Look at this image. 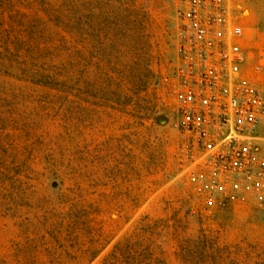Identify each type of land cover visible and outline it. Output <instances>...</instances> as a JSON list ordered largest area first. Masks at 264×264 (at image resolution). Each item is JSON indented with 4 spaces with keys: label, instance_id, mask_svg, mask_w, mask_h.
<instances>
[{
    "label": "rangeland",
    "instance_id": "rangeland-1",
    "mask_svg": "<svg viewBox=\"0 0 264 264\" xmlns=\"http://www.w3.org/2000/svg\"><path fill=\"white\" fill-rule=\"evenodd\" d=\"M226 1L264 84V0ZM179 4L0 0V264H264V201L180 155Z\"/></svg>",
    "mask_w": 264,
    "mask_h": 264
},
{
    "label": "built area",
    "instance_id": "built-area-1",
    "mask_svg": "<svg viewBox=\"0 0 264 264\" xmlns=\"http://www.w3.org/2000/svg\"><path fill=\"white\" fill-rule=\"evenodd\" d=\"M178 14L172 96L189 180L219 207L264 201V84L244 67L243 27L226 0H180Z\"/></svg>",
    "mask_w": 264,
    "mask_h": 264
},
{
    "label": "crops",
    "instance_id": "crops-1",
    "mask_svg": "<svg viewBox=\"0 0 264 264\" xmlns=\"http://www.w3.org/2000/svg\"><path fill=\"white\" fill-rule=\"evenodd\" d=\"M262 70H264V64L262 65ZM260 78V77H259ZM261 79H264V75H263V78L261 77Z\"/></svg>",
    "mask_w": 264,
    "mask_h": 264
}]
</instances>
